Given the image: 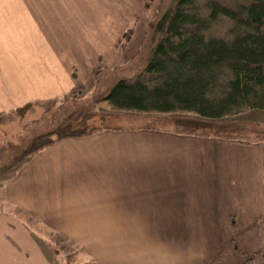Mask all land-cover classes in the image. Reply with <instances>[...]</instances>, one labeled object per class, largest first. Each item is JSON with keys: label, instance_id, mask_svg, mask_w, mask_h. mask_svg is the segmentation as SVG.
Instances as JSON below:
<instances>
[{"label": "crops", "instance_id": "obj_1", "mask_svg": "<svg viewBox=\"0 0 264 264\" xmlns=\"http://www.w3.org/2000/svg\"><path fill=\"white\" fill-rule=\"evenodd\" d=\"M27 3L0 1V118L73 95L78 54L100 43L37 33ZM261 218L264 140L103 128L44 149L0 189V264H50L46 231L97 264H244Z\"/></svg>", "mask_w": 264, "mask_h": 264}, {"label": "trees", "instance_id": "obj_2", "mask_svg": "<svg viewBox=\"0 0 264 264\" xmlns=\"http://www.w3.org/2000/svg\"><path fill=\"white\" fill-rule=\"evenodd\" d=\"M143 34L139 51L103 74L88 95L19 108L37 104L42 111L7 155L0 152V189L44 149L101 132L92 126L101 103L113 114L168 116L178 135L264 140L229 131L235 116L264 110V0H161ZM132 36L126 32L125 41ZM58 237L57 247L68 240ZM259 242L244 264H264V218Z\"/></svg>", "mask_w": 264, "mask_h": 264}, {"label": "rangeland", "instance_id": "obj_3", "mask_svg": "<svg viewBox=\"0 0 264 264\" xmlns=\"http://www.w3.org/2000/svg\"><path fill=\"white\" fill-rule=\"evenodd\" d=\"M25 1L33 17L32 24L40 25L37 33L46 37H54L55 33H70L78 38L83 37L89 42L91 37H99L97 52L78 54L83 65L77 75V97L88 95L98 80L107 71L127 63L140 49L143 33L161 0H0ZM39 4H42L40 7ZM24 7V8H25ZM26 8V9H27ZM133 34L125 41V33ZM123 43V45H122ZM87 45V44H85ZM65 84V83H64ZM72 93V94H73ZM73 94V95H74ZM80 94V95H79ZM72 96V95H67ZM42 107L32 105L26 112L22 109L3 116L0 119V152L7 155L10 144H17L23 136V126L40 116ZM99 115L92 120V126L102 128H148L162 131H172L174 123L171 118L163 115L134 117L126 114H113L106 103L99 105ZM237 124L229 131L233 134L249 136L255 139L264 136V110L253 109L233 118ZM3 161L0 160V171ZM61 234L68 240L59 242ZM45 244L52 242L49 247L43 246L47 252L50 264H97L83 257L84 249L73 239L63 233L46 231L42 235ZM47 249V250H46ZM86 257V256H85Z\"/></svg>", "mask_w": 264, "mask_h": 264}]
</instances>
